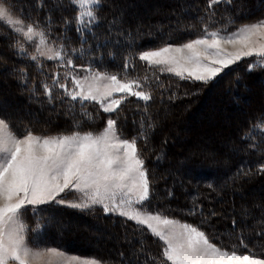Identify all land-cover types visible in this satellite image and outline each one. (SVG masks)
<instances>
[{
  "label": "trees",
  "instance_id": "16d2710c",
  "mask_svg": "<svg viewBox=\"0 0 264 264\" xmlns=\"http://www.w3.org/2000/svg\"><path fill=\"white\" fill-rule=\"evenodd\" d=\"M13 3L17 16L23 11L33 20L50 21L54 35L66 37L69 49L81 50L83 59L75 60L77 65L95 62L100 71L117 73L129 55L199 37L203 29L200 17L205 16L208 0H103L99 26L83 38L74 28L65 30L64 21L76 15L69 0ZM214 11L216 21L234 19L229 31H235L240 25L264 19V0H230L214 6ZM5 25L0 22V118L15 129H31L37 135L72 132L80 110L73 117L59 101L48 103L42 88L33 91L44 77L28 60L14 54L10 45L15 37L8 31L12 27ZM219 26L210 25V30ZM253 59L244 58L202 82L161 72L136 56L128 78L148 76L144 90L152 99L144 115V102L137 104L136 98H129L121 106L118 125L123 135L131 138L138 136L141 121L144 123L147 141L139 139L138 148L150 180L147 211L198 226L213 244L229 252L235 246L237 254L264 257V172L258 171L264 164V141L259 135L253 139L258 148L242 142L244 134L264 119V68L249 71ZM40 62L49 75L63 71L57 62L45 58ZM19 69L27 73V84ZM98 107L87 109L94 122L84 123L81 131L98 133L103 129L110 114H97ZM201 117H212L208 124L215 121L218 133L211 145L188 154V147L200 142L194 133L202 130ZM180 144L183 147L179 149ZM26 221L29 228H35L37 221L42 226L37 236L39 247L31 243L33 233L27 234L35 248L56 247L104 264H157L162 259L163 242L147 226L105 213L101 206L77 209L52 202L36 206L35 216L29 206ZM94 229L108 232L96 236ZM83 235L90 240L88 245L77 243ZM240 236L247 248L240 245Z\"/></svg>",
  "mask_w": 264,
  "mask_h": 264
},
{
  "label": "snow or ice",
  "instance_id": "6c2138e0",
  "mask_svg": "<svg viewBox=\"0 0 264 264\" xmlns=\"http://www.w3.org/2000/svg\"><path fill=\"white\" fill-rule=\"evenodd\" d=\"M224 3L230 0H208L205 16L200 17L203 29L198 38L178 47L168 45L129 55L124 58L121 72L110 73L100 71L95 62L77 65L74 61L83 59L82 51L69 49L66 37L54 35L50 21L33 20L23 11L14 16L13 0H0V22L16 26L8 29L15 37L10 47L44 77L33 91L42 88L48 103L59 101L73 117L76 110H80V118L73 120L74 130L68 134L37 135L31 129H15L5 119H0V264H71L73 261L99 264L95 260L79 262L76 257L67 262L54 261L52 258L64 256L56 248L33 250L27 234L33 233L31 243L39 247L37 236L42 226L37 221L35 228H29L26 213L31 206L35 216L36 206L52 202L67 203L77 209L101 206L105 213H118L138 226L146 225L151 234L163 242L162 259L157 264H264V260L254 255H238L235 246L231 252L218 247L198 226L162 218L160 214L144 216L142 211L150 198V180L138 140L143 139L146 144L145 126L141 121L138 136L127 138L118 125L121 106L129 98H136L137 104L144 102V115L152 99L151 93L144 90L148 76L128 78L136 56L161 72L202 82L212 80L223 68L245 57L254 58L249 61V71L264 68V43L253 39L264 40V19L229 31L235 24L234 19L215 20L214 6ZM69 5L76 15L64 21L65 30L74 28L82 38L93 34L100 23L103 0H69ZM216 24L220 26L210 30V25ZM223 44L240 45V48L226 52ZM39 45H45L46 51ZM29 47L33 51H29ZM41 57L57 62L63 71L45 73ZM18 71L27 84V73L24 69ZM96 105L99 106L97 114L102 111L112 115L107 117L99 133L81 131L84 123L94 122L87 109ZM147 127L151 128L152 124ZM257 135L264 141V119L258 120L244 134L242 142L250 148H258L252 142ZM258 171L264 172V164ZM66 192L76 199L66 201L61 196ZM238 239L241 246L248 247L242 236Z\"/></svg>",
  "mask_w": 264,
  "mask_h": 264
},
{
  "label": "rangeland",
  "instance_id": "374dc122",
  "mask_svg": "<svg viewBox=\"0 0 264 264\" xmlns=\"http://www.w3.org/2000/svg\"><path fill=\"white\" fill-rule=\"evenodd\" d=\"M156 8L157 9H159V7H157L156 6ZM13 15L14 16H17L15 13H13ZM143 16V15H142ZM3 22H6L7 23V21H3ZM256 22V21H255ZM250 23H254V22H250ZM247 24H249V23H247ZM11 27L12 28H15L16 26L15 25H11ZM198 38V37H197ZM193 39H196V38H193ZM193 39H190V40H187V41H185V42H182V43H171V44H166V45H164V46H161V47H165V46H168V45H172L173 47H178V46H181V45H183L184 43H187V42H189V41H191V40H193ZM253 39H255V40H259V42H261V43H264V40H260V38L259 37H254ZM37 44H38V38H37ZM41 48H43L45 51H46V46L45 45H39ZM161 47H158V48H154V49H149V50H157V49H159V48H161ZM222 47L224 48V50L226 51V52H235V51H237V49H239L240 48V45H231V44H223L222 45ZM30 51H33V49L30 47ZM144 51H146V50H144ZM41 58H45L46 59V57H41ZM245 58H247V57H245ZM244 59V58H243ZM241 61V60H240ZM239 62V61H238ZM237 63V62H236ZM236 63H234V64H236ZM234 64H231V65H229L228 67H231V66H233ZM228 67H225V68H223L222 70H221V72L223 71V70H225L226 68H228ZM164 72H166V73H168L167 71H164ZM220 72V73H221ZM220 73H218L217 74V76L220 74ZM168 74H172V75H175L174 73H168ZM216 76V77H217ZM214 79V78H213ZM1 91H3V88L1 89ZM0 96H3V95H1V92H0ZM2 103L3 102H1L0 101V108H1V105H2ZM7 103V104H6ZM4 104L5 105H7L8 106V102H4ZM111 115V114H110ZM196 117H198V115H199V111H196ZM208 118H211L212 119V117H204V118H202L201 117V119H204L203 121L205 122V123H203V121H202V124H203V126H202V130L199 132H197V133H194V138H196V139H198V140H200V142L199 143H195L194 142V144L192 145V146H189L188 148H189V152L187 151V153L188 154H192V152H194V150H198L199 151V149H201V148H203V146L205 147V146H209V145H211L212 143V141L215 139L214 137L217 135V134H215V133H218V131H216L215 130V128H216V126H215V121H213L212 123H210L211 124V126L208 124V122H211L210 121V119H208ZM1 119V118H0ZM220 123H223V124H225V122H223V121H220ZM213 126V128H211ZM210 129H212V132H211V130ZM215 130V131H214ZM210 132V133H209ZM99 133V132H98ZM49 135H57V134H49ZM182 140V139H181ZM180 142V141H179ZM182 142H184V141H182ZM183 144H180L179 146V149L180 148H182L183 146H182ZM61 196H63L65 199H66V201H68V202H72V201H74L75 199H76V197H75V195H73V194H70V193H63V194H61ZM58 199H59V197H58ZM133 199H135V197H133ZM147 202V201H146ZM145 202V203H146ZM61 205H68L67 203H65V204H61ZM125 210H127V209H125ZM109 213H111V212H109ZM114 214H118V213H114ZM142 214L144 215V216H147L148 214H157V213H152V212H149V211H147L146 209H145V206H144V208H143V211H142ZM161 217L162 218H167V217H164V216H162L161 215ZM169 219H171V218H169ZM172 220H174V219H172ZM175 221H177V220H175ZM177 222H179V223H184V222H181V221H177ZM153 223H155V222H153ZM71 225V224H70ZM93 226H94V224H92ZM92 225H90V228H92L93 226ZM146 226V225H145ZM63 229H66L67 228V226H64V227H62ZM95 231H94V233H95V235L96 234H98L99 232L100 233H103V232H108V231H104V230H97V229H94ZM97 231V232H96ZM111 231H112V229H111ZM110 230H109V235H111L112 234V232H111ZM60 231H58V233H59ZM100 233H99V235H100ZM115 233H117V232H115ZM107 234V233H106ZM95 235L94 234H92V239H95ZM116 235V234H115ZM97 236V235H96ZM107 236V235H106ZM95 241L93 240V243H94ZM77 243H79L80 245H82V246H84V245H88L89 243H90V240L88 239V237H85L84 235L83 236H81V238L79 239V240H77ZM32 247V246H31ZM33 248V250L34 251H46L47 250V248H50V247H47V248H35V247H32ZM51 248H56V247H51ZM57 250H58V252H62V253H64V256L63 257H54V258H52L54 261H65V262H67V261H71V258L72 257H76V258H78V261L79 262H83V261H92V260H95V259H93V258H90V257H86V256H82V255H79V254H75V253H72V252H68V251H65V250H62V249H60V248H56ZM238 255H241V254H238ZM256 259H261V260H264V257H259V256H254ZM95 261H98V260H95ZM99 262V261H98ZM71 264H77V262H71ZM99 264H104V263H101V262H99Z\"/></svg>",
  "mask_w": 264,
  "mask_h": 264
}]
</instances>
